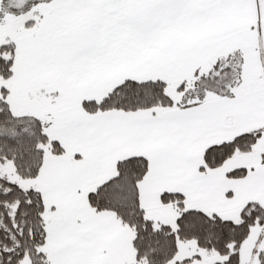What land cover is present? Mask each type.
Returning <instances> with one entry per match:
<instances>
[{
  "label": "snow or ice",
  "instance_id": "6c2138e0",
  "mask_svg": "<svg viewBox=\"0 0 264 264\" xmlns=\"http://www.w3.org/2000/svg\"><path fill=\"white\" fill-rule=\"evenodd\" d=\"M0 264H264V0H0Z\"/></svg>",
  "mask_w": 264,
  "mask_h": 264
}]
</instances>
